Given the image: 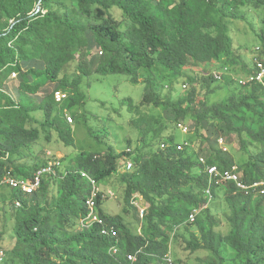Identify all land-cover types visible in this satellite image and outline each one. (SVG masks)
<instances>
[{"label": "trees", "instance_id": "trees-1", "mask_svg": "<svg viewBox=\"0 0 264 264\" xmlns=\"http://www.w3.org/2000/svg\"><path fill=\"white\" fill-rule=\"evenodd\" d=\"M70 2L73 0H0V18L4 21L0 25V175L10 169L14 175L30 178L47 163V155L31 164L23 162L22 150L32 148L41 130L46 133L47 128L53 127L66 146L76 145L70 123L62 116L64 110L85 104L83 81L94 75L87 57L95 43L114 53L104 70L129 75L133 83H139V71L145 64L149 68L158 64L183 76L184 71H197L222 55L233 54L224 18H238L240 5L264 10V0H74L73 9ZM113 8L122 11L126 20L109 21L107 16ZM77 19L85 23L78 24ZM260 37L264 40V30ZM259 50L258 58L264 64V46ZM76 54L78 71L68 73L67 66L75 61ZM12 73L17 79L10 84ZM198 79L207 88L204 98L214 93L210 87L218 80L215 73ZM239 80L237 83L246 94L238 102L231 97L209 105L206 99L197 97L196 87L186 97L173 100L169 95H160L150 82L143 102L175 112L174 130H179L180 121L188 124L191 131L186 136L191 143L198 139L196 126L206 121L210 132L219 138L223 137L222 130L246 136L242 149L247 151L255 144L264 146V84L244 87ZM50 83L57 85L51 93L46 90ZM58 89L69 93L61 103L54 96ZM196 100L205 109L194 110L191 106ZM39 111L41 120L35 117ZM37 123L43 129L34 126ZM177 143L175 134L170 133L159 140L157 149L147 153L137 146L118 152L109 145V152L104 155L84 150L76 156L74 165H64L61 176L45 179L30 196L9 187V200H22L20 206H15V236L19 243L32 248L21 256L23 264H130L122 254L115 257L107 253L114 245L124 253L140 252L134 264H169L172 236L167 231L172 227L174 231L185 229L191 233L187 251H209L222 263L264 264V199L219 192L231 210L226 234L217 228L221 224L210 214V208L203 210L194 223H187L192 209L206 202L207 180L197 172L200 168L196 152L189 147L178 150ZM230 153L218 146L207 156L208 163L228 168L236 164ZM127 156L134 158L135 166L131 171L120 172V164ZM239 170L246 182L264 180V150L251 154ZM82 171L100 183L120 173L127 204L138 193L149 205L143 217L148 231L134 233L121 215L103 210L100 198V213L117 228L119 236L102 235L98 225L74 231L88 213L85 202L91 191ZM53 181L60 182L55 224L51 223L50 214L43 215L46 209L38 202L47 195ZM193 228L199 235L190 230ZM0 264L15 262H8L5 257ZM171 264L183 262L173 260Z\"/></svg>", "mask_w": 264, "mask_h": 264}, {"label": "rangeland", "instance_id": "rangeland-1", "mask_svg": "<svg viewBox=\"0 0 264 264\" xmlns=\"http://www.w3.org/2000/svg\"><path fill=\"white\" fill-rule=\"evenodd\" d=\"M74 5V0L73 3H69L71 9ZM238 14V18H224L231 37L233 54L222 55L219 60L209 65H203L197 71H184L183 76L173 74L158 64L153 68H149L145 64L139 71V83H133L129 75L108 73L104 70V67L114 57V53L100 48L95 43L91 48V54H88L87 57L89 69L94 72V75L83 81L85 104L82 103L71 111L66 110L73 117L72 123L67 120L73 130L76 145L66 146L53 127L52 129L47 128L48 132L46 133L45 129L41 130L39 139L32 145V148L22 150L24 153L23 162L31 164L40 161L45 155H51L60 158L64 165H74L76 156L84 150L104 155L109 152V145H112L118 152L137 146L141 152L147 153L149 149H157L159 140L166 134L174 133L178 141L186 139L187 134L173 128L176 119L175 112L143 102L145 87L150 82L160 95H169L173 100L186 97L189 91L196 87L197 97L206 99L209 105L215 102H226L231 97L235 98L237 102L241 100L246 91L238 85L237 79L255 71L253 58L261 56V50H258L257 47L264 46V40L260 37V32L264 30V10L255 9L246 4L239 6ZM107 19L111 22L126 20L123 12L118 8H113ZM76 22L82 24L85 23V20L77 19ZM3 23L4 21L0 18V25ZM123 29L126 31L127 26H124ZM102 50L105 51L104 54H102ZM78 60L79 56L76 54L75 61L67 66L66 72L75 74L78 71ZM210 73L222 75V80L211 83L210 88L214 90V93H209L207 98H204L207 88L201 84L198 77ZM191 76L197 77V79L191 80ZM16 79L17 76L12 73L8 82L14 83ZM56 87V84L50 83L46 90L51 93ZM191 107L194 110L205 109V106L197 100ZM35 117L41 120V111L35 113ZM62 117L67 118L64 115ZM61 121L63 122L62 118ZM194 125L196 126V124H193L195 129ZM34 126L41 127L39 123ZM196 127L198 139L193 142V150L199 156H210L211 153L218 150L219 144L216 143V140L220 136H215L210 132L206 121L199 123ZM223 131L219 133L223 135L229 152H231L230 157L239 167L248 162L251 154H255L261 149L264 150V146L255 144L245 151L242 149V140L247 139L246 136L240 137L235 133ZM46 137L49 138L46 139ZM131 144L132 146H130ZM101 184L105 188L113 189L116 194L114 198L103 201V210L111 215H121L134 233L148 231L145 218L138 215V209L131 205L132 200L130 204L125 201V185L121 174L114 173ZM59 188L60 182L53 181L49 185L47 195L38 199L41 206L46 209L43 215H51L52 224L58 220L54 208ZM10 193L9 187L2 186L0 188V249L5 251L8 262L13 260L15 264H23L21 256L32 248L17 241L14 233L17 208L9 200ZM39 195L42 196V194ZM21 201L19 202L21 203ZM143 203H146L145 199ZM146 205L149 206L147 203ZM209 212L221 224L217 228L223 234L228 233L227 218L231 215V210L225 197L219 194L217 200L210 206ZM81 229L83 227L79 223L74 231H81ZM173 229L174 227L171 228V231H167L172 236V244L167 255L169 264L173 260L181 261L183 264H229L215 260L209 251L195 253L187 251L186 243L190 241L191 233L185 229H178V231ZM190 230L199 235L197 229ZM168 259H171V262Z\"/></svg>", "mask_w": 264, "mask_h": 264}, {"label": "built area", "instance_id": "built-area-1", "mask_svg": "<svg viewBox=\"0 0 264 264\" xmlns=\"http://www.w3.org/2000/svg\"><path fill=\"white\" fill-rule=\"evenodd\" d=\"M259 50V47H257ZM104 52L102 51V54ZM255 63V72L249 74L244 78H240L239 83L241 85L249 86L254 83L264 84V64L255 56L253 58ZM16 76V73H13ZM215 78L220 80L221 75L215 73ZM68 92L58 89L54 91V96L57 103L63 102L68 97ZM64 117L72 123L73 117L69 112L64 110ZM179 131L183 134H189L191 128L185 122H178L177 124ZM219 148L223 152H228V146L225 143L223 137L218 140ZM162 144V147H165ZM178 150H184L186 147L193 150V143L184 139L177 143ZM131 151V149H127ZM195 151V150H193ZM196 152V151H195ZM199 170L197 171L199 175H202L207 180V187L204 190V197L206 199L205 204L196 206L192 209L187 223H194L198 216L203 210L210 208V206L217 200L219 192L231 191L233 194L242 193L245 196L252 197L253 199L262 198L264 199V180L246 182L244 181L242 174L239 170L238 165L234 164L228 168H220L217 164H209V158L206 156H199ZM64 164L60 158L49 156L48 161L42 167L37 168L31 175L30 178H25L21 176L14 175L10 169L6 170L2 175H0V187H10L20 191L23 195L30 196L39 190L43 181L49 177H59L61 176L60 171L63 170ZM135 166V160L133 157H125L120 164V172L131 171ZM83 177H86L91 185V191L86 199L85 205L88 209V213L80 219L81 226L83 228H91L95 225L100 226V232L102 235L110 237H118L119 232L114 225L109 224L105 218L100 213V208L98 205V199L102 201L107 199H112L115 197V192L113 189L105 188L102 184L92 175L86 171H82ZM132 204L138 209V215L143 218L147 209V205L144 202V198L141 194H134L132 197ZM16 207L20 206L18 200L14 201ZM107 253L111 256L118 257L122 254L130 264H134L137 261L138 254L136 253H124L121 248L117 245L108 248ZM6 254L4 250H0V262L5 260ZM168 257V256H167ZM171 262V259H168ZM57 264V263H54Z\"/></svg>", "mask_w": 264, "mask_h": 264}, {"label": "water", "instance_id": "water-1", "mask_svg": "<svg viewBox=\"0 0 264 264\" xmlns=\"http://www.w3.org/2000/svg\"><path fill=\"white\" fill-rule=\"evenodd\" d=\"M40 9H41V6H39L38 10H40Z\"/></svg>", "mask_w": 264, "mask_h": 264}]
</instances>
